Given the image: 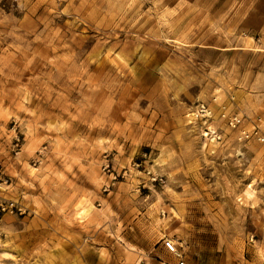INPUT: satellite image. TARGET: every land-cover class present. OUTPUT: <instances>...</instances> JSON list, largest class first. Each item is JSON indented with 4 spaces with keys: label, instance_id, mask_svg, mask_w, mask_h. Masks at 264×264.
Segmentation results:
<instances>
[{
    "label": "rangeland",
    "instance_id": "rangeland-1",
    "mask_svg": "<svg viewBox=\"0 0 264 264\" xmlns=\"http://www.w3.org/2000/svg\"><path fill=\"white\" fill-rule=\"evenodd\" d=\"M260 107L264 0H0V264H264Z\"/></svg>",
    "mask_w": 264,
    "mask_h": 264
},
{
    "label": "built area",
    "instance_id": "built-area-1",
    "mask_svg": "<svg viewBox=\"0 0 264 264\" xmlns=\"http://www.w3.org/2000/svg\"><path fill=\"white\" fill-rule=\"evenodd\" d=\"M194 115L196 116V118H202L205 120H209L212 118L213 113L212 111L207 109L205 105L202 104L199 106V109ZM222 117L227 119L228 125L232 129H238L242 125L243 119L240 117L239 114H235V115L227 117V114L224 113ZM241 134L245 140L257 141L264 147V131H262L260 126L256 125L255 123L252 124L251 131H247L243 129L241 130ZM203 135L205 138H210L212 141H219L222 138L221 135L216 130L209 129V128L205 129V132ZM108 168L109 166H107L105 170ZM18 210L22 212L21 209H18ZM163 245L168 252L175 255V257L178 260V264H186L184 261L183 252L179 249L178 244L174 240L169 239V238L164 239Z\"/></svg>",
    "mask_w": 264,
    "mask_h": 264
},
{
    "label": "crops",
    "instance_id": "crops-1",
    "mask_svg": "<svg viewBox=\"0 0 264 264\" xmlns=\"http://www.w3.org/2000/svg\"><path fill=\"white\" fill-rule=\"evenodd\" d=\"M253 119L252 122H254L256 125L260 126V128L264 129V107H260L258 110L255 111L254 115H252ZM131 258V256L129 257ZM116 259H109V263L107 264H119L117 261H115ZM94 264H104L103 262H101L99 259L96 260L94 262ZM247 264H260V258L258 255H255L252 257V259H250L249 261H247Z\"/></svg>",
    "mask_w": 264,
    "mask_h": 264
}]
</instances>
